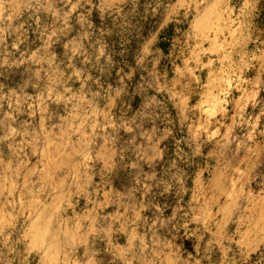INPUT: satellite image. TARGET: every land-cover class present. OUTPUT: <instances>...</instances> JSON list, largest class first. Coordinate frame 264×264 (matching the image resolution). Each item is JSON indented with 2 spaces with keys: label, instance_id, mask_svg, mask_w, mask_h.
<instances>
[{
  "label": "rangeland",
  "instance_id": "obj_1",
  "mask_svg": "<svg viewBox=\"0 0 264 264\" xmlns=\"http://www.w3.org/2000/svg\"><path fill=\"white\" fill-rule=\"evenodd\" d=\"M101 1L0 0V249L12 237L24 248L40 204L60 206L57 221L72 213L79 187L85 186L86 197L95 179L94 152L110 146L118 153V168L135 166L149 127L138 126V119L120 132L126 126L115 118L133 109L138 113L144 96L161 93L154 88L163 85V73L166 82L172 80L175 58L166 52L158 60L150 40L159 26L178 19L166 31L195 45L190 79L197 86L210 72L212 88H234L235 74L249 68L237 63L255 49L248 47L252 35L259 36L258 49L264 51V15L254 18L260 9L247 0H125L114 8ZM224 89L206 95L195 136L206 134L210 171L229 175L218 192L220 209L233 213L232 230L240 225L260 237L261 249L250 262L264 264V88L259 103L246 112L254 116L251 124L246 119L235 127L224 111L230 98ZM160 102L156 123L170 141L161 165L180 178L198 157L184 144L185 130L173 123L168 98L162 95ZM152 148L147 150L153 153ZM188 184L185 177L181 187Z\"/></svg>",
  "mask_w": 264,
  "mask_h": 264
},
{
  "label": "crops",
  "instance_id": "obj_2",
  "mask_svg": "<svg viewBox=\"0 0 264 264\" xmlns=\"http://www.w3.org/2000/svg\"><path fill=\"white\" fill-rule=\"evenodd\" d=\"M122 1L125 0H102L101 3L106 8H114ZM247 2L260 9L254 18L264 15V0ZM177 22L178 19H169L150 39L154 41L152 46L157 45L158 60L166 52L175 58L171 62L174 66L172 80L166 82L169 78L163 73L162 87L154 88L162 94L155 92L151 97L144 96L138 113L133 114L136 111L133 109L125 119L115 118L126 126L118 128L120 132L127 129L130 122L138 124V119V126L149 127V136H144L148 141L146 150L137 155L135 166L118 168L115 164L118 153L110 146L94 152L92 161L98 166L87 196L83 194L85 186L81 185L82 192L77 191L75 204H71L72 213L58 216V221L54 215L60 206H54L53 201L40 204L28 223L27 244L23 249L18 248V239L12 237L11 242L0 249V264H253L251 257L261 249L260 237L240 225L232 230L236 223L232 220L233 213L227 215L220 209L222 198L218 194L229 175L226 173L221 178L219 172L210 171L206 161L210 153H206V134L195 136L206 109V95L224 88L210 86V72L202 85L192 82L190 78L195 72H190V68L196 59L195 45L170 37L166 31L169 24ZM258 37L252 35L249 41L248 47L255 49L248 60L237 63L249 66L252 72L240 69V76L250 73V78L239 79L235 74L234 88L224 89L230 97L224 111L229 112V125L233 127L245 125L246 119L247 125L251 124L254 116L246 112L259 103L261 88H264V51L258 49L261 42ZM178 61L183 68L187 65L188 71H182ZM204 65L206 67L207 63ZM162 95L174 109L173 123L185 130L184 144L191 149L192 157H198L190 167L178 173L180 178H174L175 175L161 165L166 150L164 145L170 143L169 133H160L163 130L156 123L162 109L159 107ZM105 110L109 116L112 105L109 103ZM207 128L203 127L204 132ZM151 146L155 150L153 153ZM119 171L123 173L122 181L118 182ZM168 175H171L170 180ZM185 177L189 180L187 189L181 187ZM214 195L217 207L213 205Z\"/></svg>",
  "mask_w": 264,
  "mask_h": 264
},
{
  "label": "bare ground",
  "instance_id": "obj_3",
  "mask_svg": "<svg viewBox=\"0 0 264 264\" xmlns=\"http://www.w3.org/2000/svg\"><path fill=\"white\" fill-rule=\"evenodd\" d=\"M196 19V18H195ZM198 20V19H197Z\"/></svg>",
  "mask_w": 264,
  "mask_h": 264
}]
</instances>
